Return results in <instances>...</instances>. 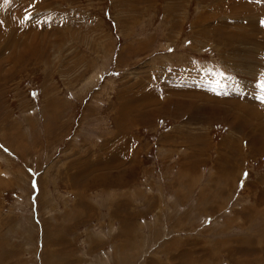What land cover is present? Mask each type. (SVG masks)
<instances>
[{
	"label": "rangeland",
	"instance_id": "obj_1",
	"mask_svg": "<svg viewBox=\"0 0 264 264\" xmlns=\"http://www.w3.org/2000/svg\"><path fill=\"white\" fill-rule=\"evenodd\" d=\"M262 20L0 0V264H264Z\"/></svg>",
	"mask_w": 264,
	"mask_h": 264
},
{
	"label": "snow or ice",
	"instance_id": "obj_2",
	"mask_svg": "<svg viewBox=\"0 0 264 264\" xmlns=\"http://www.w3.org/2000/svg\"><path fill=\"white\" fill-rule=\"evenodd\" d=\"M30 17H26L28 19ZM262 26H264V20L261 21ZM261 88L262 93H264V80L261 81V83L258 85ZM261 100L264 101V95L261 96ZM245 177L248 175L247 173L244 174Z\"/></svg>",
	"mask_w": 264,
	"mask_h": 264
},
{
	"label": "bare ground",
	"instance_id": "obj_3",
	"mask_svg": "<svg viewBox=\"0 0 264 264\" xmlns=\"http://www.w3.org/2000/svg\"><path fill=\"white\" fill-rule=\"evenodd\" d=\"M191 92V91H190ZM248 111H249V109H248ZM249 114V113H248ZM252 114V113H251ZM256 114V113H255ZM254 116V115H253ZM257 116V115H256ZM248 117V116H247ZM255 119V118H254ZM262 126V125H261ZM241 261V260H240Z\"/></svg>",
	"mask_w": 264,
	"mask_h": 264
}]
</instances>
